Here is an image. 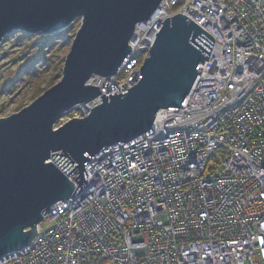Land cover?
I'll return each mask as SVG.
<instances>
[{
  "label": "built area",
  "instance_id": "1",
  "mask_svg": "<svg viewBox=\"0 0 264 264\" xmlns=\"http://www.w3.org/2000/svg\"><path fill=\"white\" fill-rule=\"evenodd\" d=\"M179 13L215 40L184 108L87 161L88 186L0 264H264V0H163L117 73L95 80L94 101L141 80L156 33ZM94 101L73 109L87 116Z\"/></svg>",
  "mask_w": 264,
  "mask_h": 264
},
{
  "label": "water",
  "instance_id": "2",
  "mask_svg": "<svg viewBox=\"0 0 264 264\" xmlns=\"http://www.w3.org/2000/svg\"><path fill=\"white\" fill-rule=\"evenodd\" d=\"M162 1L0 0V45L13 32L54 35L82 20L61 80L0 118V258L29 246L50 207L88 186L85 164L93 156L148 133L161 110L184 108L215 40L179 13L156 33L136 85L125 94H103L86 117L54 130L65 113L101 96L90 79L117 73L136 25Z\"/></svg>",
  "mask_w": 264,
  "mask_h": 264
},
{
  "label": "rangeland",
  "instance_id": "3",
  "mask_svg": "<svg viewBox=\"0 0 264 264\" xmlns=\"http://www.w3.org/2000/svg\"><path fill=\"white\" fill-rule=\"evenodd\" d=\"M81 22L76 19L54 35L13 32L5 37L0 45V118L21 111L61 80L65 59ZM73 118L83 117L72 108L54 130Z\"/></svg>",
  "mask_w": 264,
  "mask_h": 264
},
{
  "label": "bare ground",
  "instance_id": "4",
  "mask_svg": "<svg viewBox=\"0 0 264 264\" xmlns=\"http://www.w3.org/2000/svg\"><path fill=\"white\" fill-rule=\"evenodd\" d=\"M129 46H130V44H129ZM98 77H99V76H93V78H91L90 81H89L90 84H93V85H94V84H95V80H96ZM98 103H99V101H94V102L92 103V107H93V106H96Z\"/></svg>",
  "mask_w": 264,
  "mask_h": 264
}]
</instances>
